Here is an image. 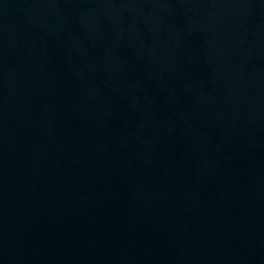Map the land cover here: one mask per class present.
Wrapping results in <instances>:
<instances>
[{
	"label": "water",
	"instance_id": "1",
	"mask_svg": "<svg viewBox=\"0 0 264 264\" xmlns=\"http://www.w3.org/2000/svg\"><path fill=\"white\" fill-rule=\"evenodd\" d=\"M0 264H264V0H0Z\"/></svg>",
	"mask_w": 264,
	"mask_h": 264
}]
</instances>
